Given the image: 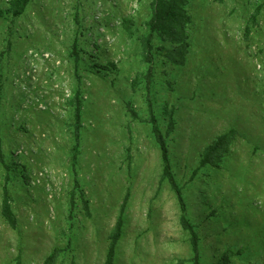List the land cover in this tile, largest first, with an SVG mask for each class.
I'll list each match as a JSON object with an SVG mask.
<instances>
[{
    "label": "rangeland",
    "instance_id": "374dc122",
    "mask_svg": "<svg viewBox=\"0 0 264 264\" xmlns=\"http://www.w3.org/2000/svg\"><path fill=\"white\" fill-rule=\"evenodd\" d=\"M9 1L0 264H45L52 253L51 264H104L126 194L114 264H192L177 198L160 181L150 103L201 264H264V0H30L14 18ZM230 129L216 164L192 176ZM4 185L15 228L1 214Z\"/></svg>",
    "mask_w": 264,
    "mask_h": 264
},
{
    "label": "trees",
    "instance_id": "16d2710c",
    "mask_svg": "<svg viewBox=\"0 0 264 264\" xmlns=\"http://www.w3.org/2000/svg\"><path fill=\"white\" fill-rule=\"evenodd\" d=\"M29 2L30 0H10L8 9H9V12L11 13V16L14 18V17L21 15L24 12ZM254 15L255 14H253L252 16L253 20H254ZM167 18L169 20V23L173 24L174 22H176V18L173 17L169 12H167ZM160 20H162V15L158 12L156 13L155 17L151 21V28L145 40V46L147 50V54H146L147 62H151V59L153 56L151 52L153 31H154L153 27L155 23ZM246 31H248V29ZM111 65L113 66V64ZM150 70H149V73H150ZM149 110H150L149 122L151 124V130L155 136L156 142L159 145L160 152H161V158H162V171H161L160 181L166 180L170 188L175 193V196L177 198L179 208H180V216H179L180 223L182 227L189 232V239H190V245H191V250H192V264H201L200 257H199L198 235L194 229V225L191 223V221L187 217L186 203L182 195V190H181V187L178 185L177 181L175 180V177L171 169V164H170L169 155H168V146L166 143V137L159 127L158 120L153 112L151 103L149 104ZM79 115H80V104L78 102L77 107H76L77 122L79 121L78 120ZM233 135H234V130L230 129L216 136V138L203 150L199 164L197 168L192 172V176L195 174L198 167H202L205 164H216V161L214 160V158L220 157L221 150H223L224 147L229 143ZM77 140H78V136H77ZM0 159H2L1 147H0ZM127 195L128 194H126L123 199L116 223L110 234V243H109V247L106 253L104 264H114L115 248H116V244L122 232L123 213H124V207H125L127 197H128ZM10 200H11L10 194L8 192L6 185H4L3 186V197H2V202H1V214L4 217V219L8 222V224L12 228H15L16 219L11 209ZM84 203L87 206L88 201L85 199ZM54 255H55L54 253L50 254L48 258L46 259L45 264H51L54 259ZM225 259L226 258H224V261ZM17 264H20V262L18 261Z\"/></svg>",
    "mask_w": 264,
    "mask_h": 264
}]
</instances>
